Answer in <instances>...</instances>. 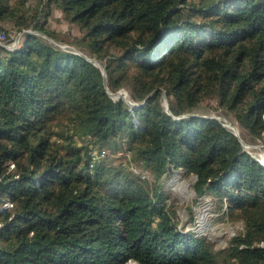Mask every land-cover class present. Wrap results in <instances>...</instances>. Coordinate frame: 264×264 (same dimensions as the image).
<instances>
[{
	"label": "trees",
	"instance_id": "1",
	"mask_svg": "<svg viewBox=\"0 0 264 264\" xmlns=\"http://www.w3.org/2000/svg\"><path fill=\"white\" fill-rule=\"evenodd\" d=\"M0 31V264H264V0H0ZM177 169L224 247L178 225Z\"/></svg>",
	"mask_w": 264,
	"mask_h": 264
},
{
	"label": "rangeland",
	"instance_id": "2",
	"mask_svg": "<svg viewBox=\"0 0 264 264\" xmlns=\"http://www.w3.org/2000/svg\"><path fill=\"white\" fill-rule=\"evenodd\" d=\"M54 15L56 19L52 20L53 24L61 32L67 33L66 30L67 28L69 29V24L61 19L58 10L54 11ZM70 31L73 32L74 28L72 27ZM18 38H20V35L15 37V42L7 41L0 31V43L6 46H14L17 44L16 40ZM56 44L60 45L63 49L77 50L65 42H56ZM118 91L125 99L129 98V91L126 88ZM199 112L213 116L223 123L228 124L229 128L233 127L232 129H236L238 133L241 132L234 118L223 111L204 108V110H199ZM248 141V139L246 141L243 140L245 143L243 148L249 150L264 165V142ZM193 181L194 177L192 175L187 174L184 170L178 169L174 170L168 177H165L163 188L168 194L167 202L175 209L178 225L183 231H196L198 234L205 235L212 243L214 249L222 248L227 244L230 236L241 228V222H230L226 220V217L221 216V212L217 209L216 198L212 194L206 193L197 196L192 188ZM3 207H7L6 203ZM127 263L128 261L123 264Z\"/></svg>",
	"mask_w": 264,
	"mask_h": 264
},
{
	"label": "water",
	"instance_id": "3",
	"mask_svg": "<svg viewBox=\"0 0 264 264\" xmlns=\"http://www.w3.org/2000/svg\"><path fill=\"white\" fill-rule=\"evenodd\" d=\"M89 59V58H88ZM89 60H91L92 62H94L98 67H100L101 68V70H102V73H103V75H105V67H104V65L101 63V61H99V60H97V59H92V58H90ZM108 94L111 96V97H113V98H116V97H118V96H121L120 95V93H119V91H116V92H108ZM141 106V105H140ZM164 106H165V108H166V110H168V103H167V101L165 100V102H164ZM226 127H228L227 126V124H225V123H223ZM229 128V127H228ZM233 132L238 136V132H237V130L236 131H234L233 130ZM241 143H242V145L244 146V142H243V140H241ZM262 163V162H261ZM263 164V163H262ZM194 191V190H193Z\"/></svg>",
	"mask_w": 264,
	"mask_h": 264
},
{
	"label": "bare ground",
	"instance_id": "4",
	"mask_svg": "<svg viewBox=\"0 0 264 264\" xmlns=\"http://www.w3.org/2000/svg\"><path fill=\"white\" fill-rule=\"evenodd\" d=\"M227 126H228V124H227ZM229 127V126H228ZM233 128V127H232ZM232 128H230V129H232ZM232 130H234V131H236V129H232ZM178 189V188H177ZM203 218V217H202ZM127 264H137L134 260H129L128 261V263Z\"/></svg>",
	"mask_w": 264,
	"mask_h": 264
},
{
	"label": "built area",
	"instance_id": "5",
	"mask_svg": "<svg viewBox=\"0 0 264 264\" xmlns=\"http://www.w3.org/2000/svg\"><path fill=\"white\" fill-rule=\"evenodd\" d=\"M6 205L8 206V205H9V203H8V204L6 203Z\"/></svg>",
	"mask_w": 264,
	"mask_h": 264
}]
</instances>
